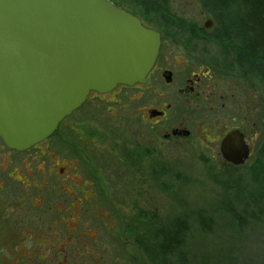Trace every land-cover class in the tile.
Masks as SVG:
<instances>
[{
  "label": "rangeland",
  "instance_id": "374dc122",
  "mask_svg": "<svg viewBox=\"0 0 264 264\" xmlns=\"http://www.w3.org/2000/svg\"><path fill=\"white\" fill-rule=\"evenodd\" d=\"M111 1L144 25L161 31L165 42L190 40L188 31L193 30L204 58L232 67L225 69L229 74L220 69L218 78L231 82L242 95L249 94L250 122L257 131L264 128L262 83L255 74L241 76L233 52H227L220 41L227 13L233 10L214 11L206 0H155L160 9L145 12L136 0ZM206 20L212 22L209 28L203 26ZM168 24L172 26L169 31L165 29ZM16 153L4 148L0 151V189L4 184L0 190V264H57L52 255L58 249L76 251V257L66 254L63 264H94L80 256L86 249L104 254L98 264H157L158 230L178 219L187 220L190 226L178 251L187 259L186 264H232L234 258L235 264H264L263 155L244 166L228 167L217 160H199L190 141L186 151L172 146L165 161L154 163L157 170L153 175L101 176L94 184L96 198L76 210L77 219L68 220L62 218H67V213L55 210L57 188L44 190L41 208L36 207V200L33 205L23 204L22 188L7 182L12 167L23 168L25 157ZM12 176L19 174L15 171ZM134 183L140 186L133 189ZM82 189L75 186L77 197H82ZM200 217L209 221V232L199 228ZM239 219L244 227L238 225ZM68 231H73L74 239L64 244L60 239ZM22 250H30L26 254L50 253V263H37L35 255L19 263Z\"/></svg>",
  "mask_w": 264,
  "mask_h": 264
},
{
  "label": "flooded vegetation",
  "instance_id": "af4514ba",
  "mask_svg": "<svg viewBox=\"0 0 264 264\" xmlns=\"http://www.w3.org/2000/svg\"><path fill=\"white\" fill-rule=\"evenodd\" d=\"M145 26L159 33L160 45L143 82L117 84L103 93L89 91L84 102L63 117L51 135L27 150L18 153L0 139V151L4 148L25 157L22 169L12 167L7 172V182L22 188L23 204L33 205L36 200V207L41 208L44 190L57 188L56 212L67 213L63 219H77L76 210L96 198L94 184L101 176L153 175L156 161H165L172 146L186 151L189 141L199 160H217L228 167L244 166L264 155V128L257 131L250 122L249 94L242 95L231 82L218 78L220 69L228 73L226 70L232 67L204 58L191 29L190 40L165 42L161 31ZM171 27L168 24L165 29L169 31ZM231 132H237L247 153L240 165L227 162L221 149ZM15 171L19 176H12ZM77 184L83 186L81 198L76 196ZM137 186L140 184L134 183L133 189ZM3 187L1 184L0 190ZM72 232L60 240L70 243L74 239ZM84 236L96 241L95 237ZM29 251H20L19 263L35 255L37 263L53 256L57 264H63L66 254L76 252L58 249L51 256L45 251L26 254ZM82 251L80 256L88 257L87 263L98 264L104 257L96 250Z\"/></svg>",
  "mask_w": 264,
  "mask_h": 264
},
{
  "label": "water",
  "instance_id": "95a60500",
  "mask_svg": "<svg viewBox=\"0 0 264 264\" xmlns=\"http://www.w3.org/2000/svg\"><path fill=\"white\" fill-rule=\"evenodd\" d=\"M159 45L158 32L110 0H0L1 141L27 150L89 91L143 82ZM236 133L221 149L240 165L247 153Z\"/></svg>",
  "mask_w": 264,
  "mask_h": 264
},
{
  "label": "trees",
  "instance_id": "16d2710c",
  "mask_svg": "<svg viewBox=\"0 0 264 264\" xmlns=\"http://www.w3.org/2000/svg\"><path fill=\"white\" fill-rule=\"evenodd\" d=\"M136 1L143 6L145 12L160 9L154 3L155 0ZM206 1L213 6L214 11H234L232 14L227 13L228 17L220 41L227 52H233L234 64L239 71L244 75L255 74L264 87V0ZM232 42L235 43L234 46ZM262 160L264 162V155ZM238 222L239 226L244 227L241 219ZM198 226L203 232L210 231V223L205 218L199 219ZM158 231L157 264H186L187 259L179 255L178 251L189 234L188 221L178 219ZM175 257L177 261L174 260ZM234 261L235 258L232 264H235Z\"/></svg>",
  "mask_w": 264,
  "mask_h": 264
}]
</instances>
